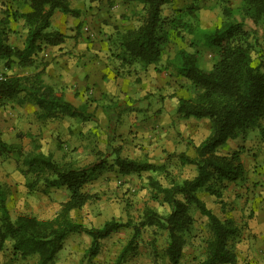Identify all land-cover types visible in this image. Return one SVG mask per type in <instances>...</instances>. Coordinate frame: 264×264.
<instances>
[{
    "label": "trees",
    "instance_id": "obj_1",
    "mask_svg": "<svg viewBox=\"0 0 264 264\" xmlns=\"http://www.w3.org/2000/svg\"><path fill=\"white\" fill-rule=\"evenodd\" d=\"M127 1L140 6L133 8L138 24L122 30L116 27L108 39L115 47L111 56L120 60L124 67L127 65L129 73L132 66H138L133 67L137 73L158 64L167 54L174 35L183 39L185 31L191 36L187 47L176 49L166 58L164 69L187 82V94L179 97L176 116L207 119L210 123L208 135L193 145L194 155L186 152L178 155L182 165L194 166V176L181 181L172 177L168 185L150 177L152 197L160 198L168 206L166 214L147 207L138 223L110 219L100 227L88 226L72 216L73 210L98 198L95 193L85 190L87 183L110 170L121 175L160 170L169 176L164 165H157L147 157L124 155L122 145H114L111 140L106 150L92 147L93 161L78 164L73 160H56L36 140H33L32 149L26 152L21 143L0 137V157L15 160L29 191L49 194L52 189L64 188L68 193L67 200L61 202L59 209L49 217L19 213L13 218L7 204L8 186L0 182V251L11 242L16 257H35L34 264H53L70 234L86 233L91 237L86 253L87 264H90L100 251L101 239L121 228L131 227L133 233L115 261L120 264L129 251L135 250L142 229L154 227L166 231L164 254L172 264H179L195 226V213L199 212L206 218L208 232L204 250L197 259L199 264L235 263L234 244L243 227L232 217H219L207 206L201 193L214 196L224 209L225 190L231 183L247 180L248 170L241 158V147L229 153H220V148L229 139L245 136L254 129L264 138V57L255 55L257 42L264 39V0H241L236 7L224 5L221 23L208 28L184 19L194 16L196 5L179 8L171 18H166L162 10L171 0ZM18 2L19 6L29 9L19 11L9 7V13L0 20V65L5 67L0 82V105L19 99L21 95V99L38 107L36 116L39 120L61 117L94 120L93 113L88 111L87 100L83 105H74L65 98L61 88L44 82L42 70L24 75L8 73L15 63L19 67L33 66L35 55L43 46L63 42L64 36L60 32L48 30L56 10L75 17L80 16L81 10L73 7L70 0ZM10 18L23 19L26 34L22 48L9 43ZM201 42L214 51L210 68L199 65ZM155 247L154 237L149 247L153 261L158 259Z\"/></svg>",
    "mask_w": 264,
    "mask_h": 264
},
{
    "label": "rangeland",
    "instance_id": "obj_2",
    "mask_svg": "<svg viewBox=\"0 0 264 264\" xmlns=\"http://www.w3.org/2000/svg\"><path fill=\"white\" fill-rule=\"evenodd\" d=\"M70 2L73 7H77L81 10L80 18L82 22H87L84 26L87 28L81 31L79 35L82 40L87 42L111 43L112 40L110 41L108 39V35L110 36L115 33L114 27L120 29L130 28L138 24L137 17L133 15V8L137 9L140 7L137 3H131L127 0H70ZM240 2L241 0H171L169 4L163 7L162 15L166 18H171L177 9H185L190 5H196L197 9L194 12V16H185L184 19L198 22L201 26L208 28L221 23L224 5L236 7ZM19 3L18 0H0V18L6 14L5 11H7L9 7L13 10H25L24 6H19ZM99 13H103L104 16H99ZM96 16H98V19H95ZM10 20L11 22L14 21L13 18H10ZM21 20L20 18L15 20L18 23L13 24L15 32L9 33V40L11 43L23 42L26 33L21 24H19ZM121 22L125 24H121ZM110 31L113 33H107ZM183 34V39L174 35L168 45L167 54L164 55V58L172 56L176 49L188 46L187 43L191 36L185 31ZM103 47L102 44V48ZM114 49L115 47L111 45V49L106 48L105 54L111 55L110 53H112ZM199 49L202 53L199 58V65L203 68H210L214 62V51L203 44V42L199 44ZM256 49L258 51H255V55L257 57L260 55L264 57V39H260L257 42ZM105 54H102V57L105 56ZM94 55L95 53L93 52L91 60H93ZM109 59H112V57H109ZM115 60L116 59L113 58L111 62ZM113 67L119 69L118 64H115ZM125 68L123 73L126 75L129 73L127 71L129 68L127 65ZM262 69L264 70V62ZM0 71H5L3 65L0 66ZM118 75L119 72L117 71L115 77ZM140 75V79H136V81L133 76V84L130 82L125 85V88L124 86L121 87V94L127 91L132 94L125 95L121 105H118L117 101L111 98L106 100L104 109L106 111L105 114L108 115L107 126L104 128L100 125L99 128H96L91 124L88 138L84 139V141L81 140L77 133L72 135L68 133L67 130H70V127L67 128V125H64V118L66 117H61L59 119V121L63 123V127L58 130L57 135H45L35 116H32L31 120L21 121V124H19V122L18 124L17 122L11 124V132L8 130L5 131L0 125V137L8 135V138L4 136V139L11 141L15 140V138L17 139L16 135L22 133L19 140L24 151L27 152L32 149L33 140H36L41 144L45 152H51L53 157L59 161L66 159L76 161L78 164L89 163L94 160L92 147L99 145L101 149L106 150V144L111 140L114 145L122 142L121 145L123 146L124 155L133 158L147 157L157 165H164L169 176H166L165 172L160 170H149L129 175H121L116 171L110 170L105 171L97 179L87 183L85 190L90 193H95L98 198L89 201L79 210H73L72 216L75 220L88 226L100 227L105 221L110 219L124 222L131 220L134 223H138L147 207L154 208L161 214H166L168 206L164 204L160 198L155 199L152 197V187L149 184L150 177L158 178L163 185H168L172 177L181 181L185 178H191L195 174L193 165H182L180 163L178 158L179 153L176 151L164 149L153 154V152L148 149L146 150L141 138L138 137L137 132L134 130L137 129L138 131V128H134L137 127L135 125H139L144 118L150 116L151 111H155L162 105L164 97L168 95L172 97L176 95L178 91L180 94L183 93L186 95L187 82L180 76H175V80L173 79V89L161 94L163 96L162 99H160L161 95L155 96V93L145 90L148 86V84L145 83L147 81L146 74L142 73ZM92 90L93 87L90 85L86 89V94L89 96L88 99L90 100L93 98ZM121 94L117 95L121 97ZM97 98L99 99V97ZM132 99L133 103L131 101ZM19 100H21V98L13 100V105H17ZM95 101H97V99L92 100L94 103ZM94 103H92V105H94ZM9 105H7V107H10ZM14 106L11 107L14 108ZM98 107L99 105L96 106L97 109ZM3 109H6V107L0 105V119L1 117L3 118ZM132 116L133 137L126 138L125 129L128 131L130 130ZM194 119L192 123H186V127L190 126L192 129L194 128V137H185L181 132H177L176 135V137L180 139V142H188L187 148H189L191 144L200 142L207 133L208 121L206 119ZM17 126H19V128ZM115 126H117V129L114 128ZM122 135H125L124 138H121ZM239 140L240 143H242L239 147L243 149L244 161L247 164H249L250 161H254V163L251 168L247 169L248 179L240 181L238 184H242L244 187L252 185L264 186V173L263 176H261L262 173H259L264 169V138L257 129H254L248 131L245 136L241 135ZM227 142L220 148L222 149L219 150L220 153H225V150H228L229 144H227ZM150 153H152V155H150ZM259 156L261 157L260 160L258 159ZM259 162H261V164H259ZM251 173H254V175H250ZM252 178L257 179V182H252ZM0 182L8 186L9 194L7 204L13 218L19 213H28L40 218L49 217L59 209L61 202L68 198V193L64 188L52 189L49 194H43L40 191H29L25 186V177L17 170L16 162L13 158L0 157ZM239 194L242 195L241 193ZM249 208V211L244 214L247 218H251L255 214V211L252 210V206H249ZM200 215L199 212L195 213V226L188 236V244L179 264H199L197 259L200 252L204 250V241L208 235L205 224L206 218ZM241 226H245V224L241 223ZM132 233L133 229L131 227L121 228L112 232L108 237L101 239L100 251L90 264H115L120 251L126 245ZM153 236H155L156 239L155 249L158 252V259L156 261H153L149 255V247L154 239ZM137 242L135 250L129 251L120 264H172L164 254V247L167 242L165 230L154 227H144ZM90 243L91 237L86 233L70 234L65 240L64 248L53 264H87L86 253ZM141 243L143 247L147 249L148 261L146 259L147 257L139 255V245ZM0 253V264H34L35 262V257L28 259L16 257L13 254L11 242H7Z\"/></svg>",
    "mask_w": 264,
    "mask_h": 264
},
{
    "label": "crops",
    "instance_id": "obj_3",
    "mask_svg": "<svg viewBox=\"0 0 264 264\" xmlns=\"http://www.w3.org/2000/svg\"><path fill=\"white\" fill-rule=\"evenodd\" d=\"M24 8L25 10L23 11H27L29 9L27 6H24ZM5 12L6 14H4L0 20L7 15V12L9 13V10ZM80 16L75 17L56 10L51 18V26L48 30L51 32H60L64 36L63 42L56 46H43L42 50L35 55L36 61L33 66L19 67L18 64L15 63L13 64L12 69L8 70V73L24 75L42 70V78L44 82L57 88H61L65 98L71 103L76 106H80L87 100L88 111L93 113L94 120L83 121L78 118H64V125H67V128L70 127V130H67L68 133L70 135L77 133L81 140L84 141V139L88 138V132L91 124L96 128H99L100 125L104 128L107 126L108 115L105 114L106 111L104 109V105L106 104V100L108 98L117 101L118 105H121L125 95H132L129 91L126 93L123 92V94H121L120 91L121 87L124 86L125 88L126 84L130 82L133 84V76L136 81V79H140V74H146L145 76L147 81L144 82L147 83L148 86L145 90L155 93V96H160L161 94L169 92L173 89L172 86L176 78L175 76L177 75H174L171 71L164 69L165 61L168 56L165 58L163 57L158 64L151 65L147 70H139L137 73H133L132 71L131 73H127L125 75L123 70L126 68L122 65L121 61L116 59L111 62L113 57L109 54H105L106 48L111 49L112 43H91L82 40L79 37L81 31H84L85 28H87L84 27L87 22H82ZM99 16L103 17L104 14L99 13ZM97 17L98 16H96L95 19H98ZM16 23L17 22L15 20L12 22L10 20L8 23L12 32H15L13 24ZM19 24H21L23 28V19ZM121 24L125 23L121 22ZM114 28L116 30V27ZM122 29L125 28H121V30ZM107 33L111 34L113 32L110 31ZM24 39L25 35L22 43H11L10 40L9 43L18 48H22L24 46ZM102 44L104 46L103 48ZM93 52L95 55L93 60H91ZM102 54H105V56L102 57ZM109 57H112V59H109ZM115 64L119 65V69H115L113 67ZM135 67L138 68V66H134V68ZM130 70H133V66ZM117 71L119 72V75L115 77ZM181 78L185 80L183 77ZM89 85L93 87V90L91 91L93 93V98L91 100L88 99L89 96L86 94V89ZM117 94H121V97ZM162 96L163 95L160 96V99H162ZM170 96L171 95L164 97L160 107H158L155 111H151L150 116L144 118L139 125H135L137 127L134 128H138V131L137 129L134 130L137 132L138 137L141 138L146 150L148 149L153 152V154L164 149H168L169 151H176L178 153L186 152L187 154L193 156V145H197L199 142L191 144L189 148H187L188 142H180V139H178L176 135L177 132H181L185 137H194V128L192 129L190 126L186 127V123H192L194 118H178L176 116L178 99L180 96H185L183 93L180 94L178 91L176 95L172 97ZM97 97H99V99ZM20 98H22L21 95ZM94 99H97L95 103L92 102ZM131 101L133 103V99ZM92 103H94V105H92ZM7 105L10 107H7ZM97 105H99L98 109L96 108ZM11 106H14L12 101L4 105L6 109H3V118L1 117L0 119V125L5 131L8 130L11 132V124H15V122H17V124L18 122L21 124V121L24 122L25 120H31L32 116L36 117V120L39 122L45 135H57L58 130L63 127V123L59 121L60 118L51 120L37 119L36 112L38 107L28 100L21 99L19 100V103L14 106V108ZM207 124V133L205 137L208 135L210 130L209 121ZM17 127L19 128V126ZM114 128L117 129V126ZM125 132L126 136L122 135L121 138H124V136L126 138L131 136L133 137V116L131 117V128L129 131L125 129ZM4 136L5 138H8V135ZM4 136L1 138L4 139ZM16 136L17 139L15 138V140H11L9 142L20 143L19 139L22 136V133H19ZM239 137H241V135L228 140L227 144H229V146L228 150H225V153H229L232 150L237 149L242 144L240 143ZM118 144L121 145L122 142ZM97 146L101 149L99 145ZM150 155H152V153H150ZM241 158L247 169L253 166L254 161H250L249 164L244 161L243 152ZM258 159L260 160L261 157L259 156ZM259 164H261V162H259ZM259 173H262L261 176H263L264 169ZM250 175H254V173H251ZM251 180L252 182H257V179L252 178ZM201 197L204 199L207 206L213 209L219 217H232L240 226L241 223L245 224V226H241L243 227L241 235L234 244L237 260L232 264H264V186L260 187L252 185L244 187L242 184L231 183L225 190L223 196L225 204L224 209L222 208L221 203L216 201L214 196L202 192ZM249 206H252V210L255 211V214L251 218L244 216V214L249 211ZM146 251L147 249L143 247L141 243L139 245V255L147 257L148 254ZM146 259L147 261L149 260L148 257Z\"/></svg>",
    "mask_w": 264,
    "mask_h": 264
},
{
    "label": "built area",
    "instance_id": "obj_4",
    "mask_svg": "<svg viewBox=\"0 0 264 264\" xmlns=\"http://www.w3.org/2000/svg\"><path fill=\"white\" fill-rule=\"evenodd\" d=\"M4 73L5 72H3V71H0V82L3 80V78H4Z\"/></svg>",
    "mask_w": 264,
    "mask_h": 264
}]
</instances>
